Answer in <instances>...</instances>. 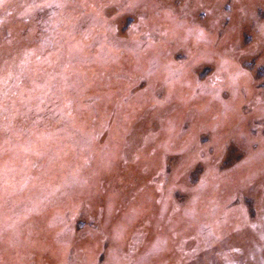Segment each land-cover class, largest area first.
Wrapping results in <instances>:
<instances>
[{"label": "rangeland", "instance_id": "1", "mask_svg": "<svg viewBox=\"0 0 264 264\" xmlns=\"http://www.w3.org/2000/svg\"><path fill=\"white\" fill-rule=\"evenodd\" d=\"M0 264H264V0H0Z\"/></svg>", "mask_w": 264, "mask_h": 264}]
</instances>
